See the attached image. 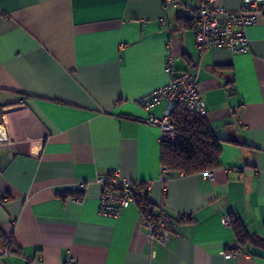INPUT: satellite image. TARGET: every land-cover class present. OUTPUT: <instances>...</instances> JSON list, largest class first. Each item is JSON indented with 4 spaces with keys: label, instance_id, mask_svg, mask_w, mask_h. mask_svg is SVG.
I'll use <instances>...</instances> for the list:
<instances>
[{
    "label": "crops",
    "instance_id": "obj_1",
    "mask_svg": "<svg viewBox=\"0 0 264 264\" xmlns=\"http://www.w3.org/2000/svg\"><path fill=\"white\" fill-rule=\"evenodd\" d=\"M200 1L0 0V264H264V16L248 50L200 53ZM194 69L221 139L213 178L161 165L160 127L145 119L167 102H139ZM114 172L148 185L173 222L165 244L136 205L98 212L96 177ZM231 215L256 241L236 243Z\"/></svg>",
    "mask_w": 264,
    "mask_h": 264
},
{
    "label": "built area",
    "instance_id": "obj_2",
    "mask_svg": "<svg viewBox=\"0 0 264 264\" xmlns=\"http://www.w3.org/2000/svg\"><path fill=\"white\" fill-rule=\"evenodd\" d=\"M171 1L162 0L163 3ZM258 14L264 16V0H241L240 8L234 12L216 6L215 0H201L191 18L194 41L198 51L202 53L209 48H226L233 53H241L248 50L249 39L246 28L255 22ZM164 69L166 72L173 71L170 54L166 59ZM196 74V69L180 70L168 83L139 100L146 109L160 99L166 100L167 106L161 116L149 115L145 119L146 122L160 127V140L174 141L177 138V131L171 121V112L176 105L183 106L191 113L205 116L206 105L197 88ZM213 175L211 170L202 173L203 178H213ZM96 180L102 185L98 207L100 214L115 216L122 209L136 205L149 238L161 244L168 241L172 234L173 222L164 211L155 212L153 210L148 202L147 184L122 178L115 172L101 174L96 177ZM233 247V245L228 247L230 250L224 253L225 258L233 255L232 250L236 249ZM69 264H75L74 259L70 258Z\"/></svg>",
    "mask_w": 264,
    "mask_h": 264
},
{
    "label": "trees",
    "instance_id": "obj_3",
    "mask_svg": "<svg viewBox=\"0 0 264 264\" xmlns=\"http://www.w3.org/2000/svg\"><path fill=\"white\" fill-rule=\"evenodd\" d=\"M171 121L177 131V138L174 141L160 140L163 167L183 174H195L219 165L221 139L215 135L204 116L176 105L171 112ZM228 223L232 224L238 245L258 238L248 232L238 217L231 215Z\"/></svg>",
    "mask_w": 264,
    "mask_h": 264
}]
</instances>
